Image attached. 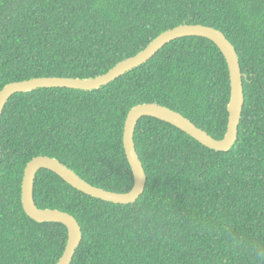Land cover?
I'll return each mask as SVG.
<instances>
[{
    "label": "trees",
    "instance_id": "trees-1",
    "mask_svg": "<svg viewBox=\"0 0 264 264\" xmlns=\"http://www.w3.org/2000/svg\"><path fill=\"white\" fill-rule=\"evenodd\" d=\"M182 23L212 26L234 45L245 74L236 141L215 151L140 118L133 140L146 182L129 204L39 169L36 206L68 212L81 227L71 264H264V0H0V89L34 77H95ZM229 98L225 58L199 36L166 43L97 89L13 94L0 117V264H54L66 245L63 224L23 210L31 158L55 157L92 185L126 192L133 174L123 126L133 106H167L219 139Z\"/></svg>",
    "mask_w": 264,
    "mask_h": 264
},
{
    "label": "water",
    "instance_id": "water-1",
    "mask_svg": "<svg viewBox=\"0 0 264 264\" xmlns=\"http://www.w3.org/2000/svg\"><path fill=\"white\" fill-rule=\"evenodd\" d=\"M185 36H199L211 40L219 48L227 63L230 80V98L226 107L228 118L223 137L219 139L212 137L180 112L159 103L145 102L133 106L128 111L123 126V147L133 174V185L126 192H115L92 185L55 157L38 155L31 158L23 170L21 183V204L23 210L35 221L59 222L67 229L65 248L54 264H71L73 255L82 239V230L72 214L56 208H39L36 206L33 199V185L39 169L45 168L54 172L75 189L92 197L113 203H134L143 193L146 182V174L136 152L133 140L134 130L138 120L144 116L157 118L175 126L210 149L227 151L234 145L238 134V125L244 104L242 78L245 74L241 71L239 58L234 45L226 38L222 31L208 25L182 23L161 32L135 55L118 61L105 73L95 77H34L7 83L0 89L1 117L6 102L15 93L32 91L44 87H65L82 90L97 89L127 71L145 63L166 43Z\"/></svg>",
    "mask_w": 264,
    "mask_h": 264
}]
</instances>
